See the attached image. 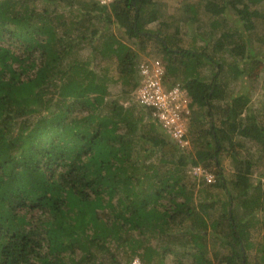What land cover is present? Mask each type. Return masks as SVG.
Returning a JSON list of instances; mask_svg holds the SVG:
<instances>
[{
  "label": "trees",
  "instance_id": "1",
  "mask_svg": "<svg viewBox=\"0 0 264 264\" xmlns=\"http://www.w3.org/2000/svg\"><path fill=\"white\" fill-rule=\"evenodd\" d=\"M199 9L212 19L208 50L191 52L180 23L198 21ZM181 10L175 23L155 0H0V264H264V234L253 239L264 233V0ZM227 15L230 27L218 21ZM151 42L167 81L177 83L179 66H208V80L178 81L200 113L192 151L125 106ZM110 84L121 100H110ZM192 165L216 182L189 176Z\"/></svg>",
  "mask_w": 264,
  "mask_h": 264
},
{
  "label": "built area",
  "instance_id": "2",
  "mask_svg": "<svg viewBox=\"0 0 264 264\" xmlns=\"http://www.w3.org/2000/svg\"><path fill=\"white\" fill-rule=\"evenodd\" d=\"M101 7H110L118 0H94ZM139 85L134 92L135 103L146 110L180 150L191 151L189 126L193 118L192 98L179 83L167 81L166 65L161 59H145L138 66ZM188 175L198 182H216L215 176L202 166H190ZM132 264H142L136 258Z\"/></svg>",
  "mask_w": 264,
  "mask_h": 264
},
{
  "label": "rangeland",
  "instance_id": "3",
  "mask_svg": "<svg viewBox=\"0 0 264 264\" xmlns=\"http://www.w3.org/2000/svg\"><path fill=\"white\" fill-rule=\"evenodd\" d=\"M198 1L199 0H155V2H157L158 9H159L162 19H165L168 21H174L175 23H178V19L181 16V13H182L181 6L183 3H189V4L196 5L198 4ZM211 21L212 19H209L208 16H206V14L203 12V9H199V20L198 21H192L189 25L180 23L181 35L179 37L182 40V46L185 50H189L191 52H199L203 48H207L208 50V31L210 30L209 26H210ZM218 21L222 24V26L230 27L236 22V16L232 17V16L227 15V17H220ZM156 25H157L156 23L152 24L150 25L149 28L156 29L157 28ZM197 27H200V29H197ZM255 29H256L255 37L256 38L260 37V39H264V21L263 20H259L258 22H255ZM85 53L86 51L84 52V54ZM153 58L161 59L163 61V57L159 53L158 47L154 45V42H151L147 46L146 51L141 53L140 61L145 60V59H153ZM193 62L195 63V59H193L191 63ZM164 64L166 65L165 62ZM109 68H110L111 78L114 79L115 81L119 80L115 65L109 66ZM176 75L175 76L176 78H178L179 82L184 80V78L186 77H191V78H195L199 80L205 77L204 79L208 80V66L204 67L203 69H202V66L201 67L196 66V64H193L192 66L190 65L189 66L183 65L181 67L179 66V68L176 71ZM171 81L174 82V79L173 78L170 79L168 81V84H170ZM178 81L176 82L179 83ZM245 83H247V81H245ZM250 86H254V88L257 89L258 94H261V83L259 81L253 84L251 83ZM234 87H235V92L236 91L240 92V90H242L240 86L233 85V88ZM121 93H122V86L120 84H110V100H116V99L121 100L122 99L120 98L122 97ZM260 96L261 95H259V98L258 97L256 98L258 106H259V102L261 101ZM130 99L131 100L124 101L125 106L129 107L131 105H136L134 94L130 96ZM254 105H257V104H254ZM199 114L200 113L195 110L193 120L195 117L199 116ZM192 123L193 122H191V125ZM204 123H205L204 126H208V120L205 119ZM191 125L189 126V133H190ZM190 139L192 142L191 137ZM192 150H193V147H191V151ZM255 156H258V154H255ZM230 162H231L230 158H227V157H225L223 160V167H224V170H225V173L228 179H231L232 174H233L231 170L229 169ZM210 172L211 174L215 176L214 170ZM262 172H264V169ZM259 176H260V171H256L254 175L255 182L258 181ZM217 194H219V196L222 197L221 191L220 192L218 191ZM263 234L264 233H256L253 238L254 242L257 244L261 243Z\"/></svg>",
  "mask_w": 264,
  "mask_h": 264
},
{
  "label": "crops",
  "instance_id": "4",
  "mask_svg": "<svg viewBox=\"0 0 264 264\" xmlns=\"http://www.w3.org/2000/svg\"><path fill=\"white\" fill-rule=\"evenodd\" d=\"M105 27V24L102 23V24H99V28H104ZM150 27V26H149ZM111 32L118 38V39H122L123 37V31L122 29H119L117 25L113 24L111 26ZM125 40V39H123ZM127 42V40H125ZM141 56V55H140ZM172 82V81H171Z\"/></svg>",
  "mask_w": 264,
  "mask_h": 264
}]
</instances>
